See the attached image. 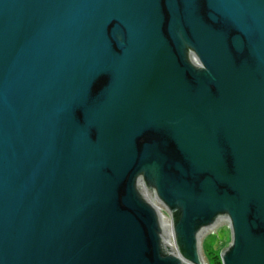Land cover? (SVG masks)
Returning <instances> with one entry per match:
<instances>
[{
	"label": "water",
	"instance_id": "obj_1",
	"mask_svg": "<svg viewBox=\"0 0 264 264\" xmlns=\"http://www.w3.org/2000/svg\"><path fill=\"white\" fill-rule=\"evenodd\" d=\"M216 217L264 264V0H0V264H202Z\"/></svg>",
	"mask_w": 264,
	"mask_h": 264
},
{
	"label": "rangeland",
	"instance_id": "obj_2",
	"mask_svg": "<svg viewBox=\"0 0 264 264\" xmlns=\"http://www.w3.org/2000/svg\"><path fill=\"white\" fill-rule=\"evenodd\" d=\"M137 183H140L141 187L144 188L143 190L145 191V193L147 194V196L149 197L151 202L154 204V207L158 206V208H159L158 213L164 217L163 220L168 221L169 226H172L174 228V225H173L174 221L172 218V214H170L169 212H166L165 210H167V209L161 204V202H159L157 199H155L151 196V193H150L148 187L146 186L144 179H142V177H137ZM160 224L161 223L159 221V226L161 227ZM210 227L205 228V229H207V231L204 232V236H202L201 240H199V237H197V240L200 243L199 244V251H200V257L202 260V264H212V261H213L212 257L214 255H219L221 253V251L231 241L230 240V233H229V232H231V230H229L230 228H226V227L220 228L218 230V232L216 233L217 236L209 237L206 240H204L208 231L213 229ZM175 236L176 235H173V238H175ZM175 240H176V238H175ZM174 247H175V245H174Z\"/></svg>",
	"mask_w": 264,
	"mask_h": 264
},
{
	"label": "bare ground",
	"instance_id": "obj_3",
	"mask_svg": "<svg viewBox=\"0 0 264 264\" xmlns=\"http://www.w3.org/2000/svg\"><path fill=\"white\" fill-rule=\"evenodd\" d=\"M144 189V188H143ZM155 193V192H154ZM155 199L158 200L157 196L154 194V197ZM160 202V200H158ZM154 205V204H153ZM156 210L159 211V208L158 206H155ZM166 211V210H165ZM167 212V211H166ZM159 214V213H158ZM159 221H160V225L161 227L165 228L166 229V232H165V236H164V245L167 249H171V252L178 258H180V256H178V254L176 253L175 251V248H174V245L171 243L172 241L171 240H175V238H173V235H174V230H173V227L172 226H169V222L168 221H165L163 220L164 217L159 214ZM168 222V223H167ZM222 227H226V228H230L229 230H231V226H230V220H229V217H216V225L215 226H211L210 228H213L212 230H209L207 235L205 236V239L206 240L207 238L209 237H213V236H217V232L220 228ZM214 230V231H213ZM207 229H202V234H197V237H199V240H201L202 236H204V232H206ZM230 233V240H233L232 238V232H229ZM181 259V258H180Z\"/></svg>",
	"mask_w": 264,
	"mask_h": 264
},
{
	"label": "trees",
	"instance_id": "obj_4",
	"mask_svg": "<svg viewBox=\"0 0 264 264\" xmlns=\"http://www.w3.org/2000/svg\"><path fill=\"white\" fill-rule=\"evenodd\" d=\"M212 259H213L212 264H221L219 255H214Z\"/></svg>",
	"mask_w": 264,
	"mask_h": 264
}]
</instances>
